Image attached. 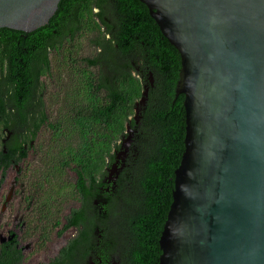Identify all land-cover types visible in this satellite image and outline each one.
Returning <instances> with one entry per match:
<instances>
[{
	"label": "trees",
	"instance_id": "1",
	"mask_svg": "<svg viewBox=\"0 0 264 264\" xmlns=\"http://www.w3.org/2000/svg\"><path fill=\"white\" fill-rule=\"evenodd\" d=\"M84 40L91 50L86 57ZM55 55L69 87L61 86L63 75L57 79L67 97L59 110L64 116L50 129L69 140L58 160L72 163L77 179L50 184L53 203H44L43 225L49 234L61 225L52 207L68 197L82 199L83 207L66 217L58 235L72 226L79 231L50 264H99L100 258L101 264H159L174 173L185 150L179 52L140 0H62L49 24L35 32L0 29V88L19 111L22 86L32 81L43 89L41 76L53 83L47 78ZM113 164L116 183L102 193L99 176L107 168L108 178ZM103 195L105 229L94 203Z\"/></svg>",
	"mask_w": 264,
	"mask_h": 264
},
{
	"label": "water",
	"instance_id": "2",
	"mask_svg": "<svg viewBox=\"0 0 264 264\" xmlns=\"http://www.w3.org/2000/svg\"><path fill=\"white\" fill-rule=\"evenodd\" d=\"M61 1L0 0V29L35 32ZM140 1L179 52L185 96L159 264H264V0Z\"/></svg>",
	"mask_w": 264,
	"mask_h": 264
},
{
	"label": "flooded vegetation",
	"instance_id": "3",
	"mask_svg": "<svg viewBox=\"0 0 264 264\" xmlns=\"http://www.w3.org/2000/svg\"><path fill=\"white\" fill-rule=\"evenodd\" d=\"M52 60L56 65L59 58L55 55ZM62 75L56 66L54 69L51 65V74L47 79L53 80V83L47 82L45 76H41V81L45 84L43 89L36 88L32 81L22 86V111L15 107L11 94L0 88V264H41L40 258L48 261V254L53 253H56L57 258L61 250L75 237H69L67 233L71 230L77 233L79 231L72 226L60 238L58 235L69 222L66 217L74 209L83 207L82 197L80 201H74L67 196L65 201L52 207L63 220L59 227L54 228V232L49 234L47 225H43L46 223L43 215L47 214L48 209L44 203H53V194H48L50 184L55 185L59 178L66 182L77 179L74 165H66L58 160L63 158L62 150L69 140L62 134L59 135L57 130L50 129V122L63 115L59 114V110L67 97V91L58 86L57 79H62L61 86L66 89L69 83H64V73ZM118 157L120 158L119 155ZM106 170L104 168L103 175L99 176L102 193L108 191L111 183H116L117 164L111 167L108 178ZM94 203L100 205L99 218L101 227L105 229V196ZM54 239L58 241L53 242ZM65 240L67 241L62 246ZM19 254L21 258H18ZM101 263L103 260L100 258L99 264ZM88 264L96 263L89 260Z\"/></svg>",
	"mask_w": 264,
	"mask_h": 264
},
{
	"label": "rangeland",
	"instance_id": "4",
	"mask_svg": "<svg viewBox=\"0 0 264 264\" xmlns=\"http://www.w3.org/2000/svg\"><path fill=\"white\" fill-rule=\"evenodd\" d=\"M84 41H85V40H84ZM82 46L85 47V50H84L85 54H84V56L86 57V56L90 55L91 50H89V49L87 48V42H86V41L84 42V44H83ZM56 64H57V63H56ZM55 66H56V65H55ZM58 68H59V67H58ZM60 70L62 71L61 67H60ZM63 72H65V73H64V76H65V77H64V81H65V82H68V80H67V75H66L67 70L64 69ZM123 143H124V142H123ZM121 155H122V154L120 153L119 156L121 157ZM109 176H110V175H109ZM109 176H108V177H109ZM51 190H52V188H51ZM60 218H61V221L63 222L61 216H60ZM115 227H116V221H114L113 223H111V224L109 225L110 230H111V229H114V230H115ZM117 230H121V226H120V224H118ZM76 234H77V232H76L75 230H71V231H69V232L67 233V236H69V237H73L74 235L76 236ZM61 236H62V235H61ZM61 236H59V238H60ZM57 241H58V239H54V240H53V242H57ZM66 241H67V240H65V241L62 243V246L66 243ZM58 248H60V247H58ZM55 258H56V253H53L52 255H51V254H48V257H47L48 261L44 260V258L42 257V258H40V263H41V264H47L48 262H50L52 259H55Z\"/></svg>",
	"mask_w": 264,
	"mask_h": 264
}]
</instances>
